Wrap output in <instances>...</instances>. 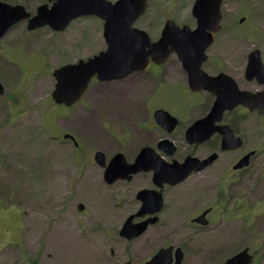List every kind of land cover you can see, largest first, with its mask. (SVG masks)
Instances as JSON below:
<instances>
[{
    "label": "rangeland",
    "instance_id": "374dc122",
    "mask_svg": "<svg viewBox=\"0 0 264 264\" xmlns=\"http://www.w3.org/2000/svg\"><path fill=\"white\" fill-rule=\"evenodd\" d=\"M164 1L151 0L149 14L137 27L155 35L171 18L195 28L194 0ZM14 2L35 12L48 0ZM223 12L225 30L235 38L232 44L221 38L211 48L217 59L210 66H244L252 50L264 54V0H227ZM243 17L246 20L241 24ZM102 33L100 19L85 17L59 34L47 27L29 33L26 24L20 23L0 42V81L5 88L0 95V264H32L34 259L37 264H103L111 250L121 247L105 234V230L113 237L117 234L116 227L108 225L116 215L105 213V198L112 203L115 193L106 194L94 155L100 151L111 154L119 147L107 140L115 136L105 127L121 135L122 128L133 131L143 125L148 117L145 99L149 89L135 85L128 90L116 82L103 86L95 82L81 103L70 109L56 106L51 96L54 70L104 51ZM228 51L235 61L226 62ZM162 93L172 95L171 90ZM158 100L155 105L160 104ZM236 128L245 137V149L221 154L224 166L248 148L260 146L256 143L264 138V118L249 114L236 122ZM65 133L76 137L79 150L59 140ZM120 149L126 152L124 146ZM253 164L254 169L246 172L236 188L243 195L249 191L247 199L252 205L264 198V179L253 177L255 169L261 168L258 173L264 169V154L255 157ZM78 204L84 205L86 213L78 211ZM259 210L260 206H253V211ZM227 217L225 213L222 219ZM217 227L216 235L205 238L202 245H212L218 253L211 257L204 251L190 264L222 261L247 245L264 250V213L251 230L244 220H220ZM148 247L141 241L135 249L145 252Z\"/></svg>",
    "mask_w": 264,
    "mask_h": 264
},
{
    "label": "flooded vegetation",
    "instance_id": "af4514ba",
    "mask_svg": "<svg viewBox=\"0 0 264 264\" xmlns=\"http://www.w3.org/2000/svg\"><path fill=\"white\" fill-rule=\"evenodd\" d=\"M226 2L227 0H223L222 11ZM224 19L223 12L221 29L215 34L214 43L207 49L208 59L201 69L211 77L225 74L233 78L243 91L253 94L263 93L264 83L261 81L264 79L263 70L255 68L248 72L249 66H247L250 53L256 49L248 53L245 65L239 66L241 68L210 66L217 59V56L213 59L211 48L221 38L228 39L229 44H232L235 38L234 33L225 30ZM161 35L162 30L155 35L149 34L151 42L153 44L158 43ZM230 39H232L231 42ZM104 44L106 49L105 41ZM261 54L264 62V54L262 52ZM227 56L228 60L226 62L235 61L234 55L230 54L229 51ZM223 59L224 57L220 56V60ZM160 60L161 57L154 52L150 57V65L147 69L135 71L127 77L115 81L100 83L93 79L85 94V96L88 94L95 82L98 86L116 82L128 90L133 89L135 85H141L149 89V94L145 99L148 117L142 126H137L133 131L122 128L121 135H117L115 132H111L110 128L105 127L109 133L115 136L114 139L110 136L107 140L110 144L119 146L111 154L102 151L105 155V166H100V168L104 189L106 194L115 193L112 196L114 198L112 203L108 202V196L107 199L105 198V213L116 215L115 222L110 221L108 225L113 224L117 230L114 237L108 233V230H105V234L108 239L121 244V247L119 250L117 248L111 250L110 256L103 260V264H148L162 250H164V264H190L200 257L204 251H209L211 255H208L211 257L218 253L215 251V247L212 248V245L209 247L207 244L204 246L202 242L219 230L217 224L220 220L223 222L244 220V225L251 230L255 220L264 213V208L262 209L264 198L252 205V202L247 199L249 191L243 195L242 190L236 189L244 180L246 172L254 169V158L264 154V138L256 143V147L260 145L257 149L248 148L238 155L235 160L231 161L228 166H224L220 157L225 152L232 153L244 148L246 144L245 137L238 132L236 122H242V118L257 112H250L239 107L237 110L228 111L224 114L223 121L220 124L229 125L235 134L243 140V146L238 150L223 151V137L219 133H213L203 142L199 141L201 137L198 136L188 138V129L197 121L210 115L216 97L206 90L193 91L191 89L190 74L182 65L177 54H170L164 63H158ZM216 63L219 64V61H216ZM165 90L166 92L171 90L172 95L170 97L165 95L164 97L162 92ZM89 98L92 99L93 97L89 96ZM157 99H159L160 104L155 105ZM148 104H151L152 107L149 108ZM157 110L166 111L174 116L177 119V126L170 130L168 126L159 125L155 118ZM185 112L188 114L186 117L180 116ZM194 115L195 118H193ZM220 124L214 122L212 127ZM68 135V133H65L62 138L58 136H53V138H60L59 140L64 144L72 143L74 148L79 150L81 144H75L71 139H65V136ZM107 140L105 139V142ZM164 141L173 143L174 147H169L168 144L163 143ZM121 146L126 148V152L120 149ZM146 147L156 151L159 158L167 165L173 163L183 165L189 157L199 159L201 162L213 155H216V158L207 167L192 172L184 180L175 184L170 183L166 178H158L157 170L153 167L119 178L113 183L107 182L105 173L113 157L117 154H123L126 162L133 164ZM172 149L174 153L170 155ZM250 153H254V155L249 159L248 166L235 169L237 163ZM260 169H255L253 177L257 176V180L262 181L264 179V169L258 173L257 171ZM249 179L251 181L252 177H249ZM257 205L261 207V210L253 211V206ZM79 206L80 204L77 205V209L81 212ZM83 208L85 210L84 206ZM84 210L82 211L84 212ZM225 213L228 214V217L222 219ZM125 227L135 232L142 228L144 230L139 236L130 239L121 235ZM132 234L129 233V235ZM200 240L201 243L199 244ZM141 241L144 242V245L145 243L149 244L145 252L135 249ZM249 241L247 240V242ZM213 243L218 244L220 241ZM245 251L244 257L237 264H264V250L261 251L260 248L257 249L254 245L244 246L222 261L206 260L203 264H224L229 259Z\"/></svg>",
    "mask_w": 264,
    "mask_h": 264
},
{
    "label": "water",
    "instance_id": "95a60500",
    "mask_svg": "<svg viewBox=\"0 0 264 264\" xmlns=\"http://www.w3.org/2000/svg\"><path fill=\"white\" fill-rule=\"evenodd\" d=\"M49 2L52 3L51 6L47 4L39 6L36 14L32 16L23 5H11L0 1V40L21 21L28 20L30 31L47 26L53 32L63 33L73 21L95 16L104 22V38L107 43L106 51L93 58L62 66L54 71L56 85L52 98L57 105L72 107L77 104L94 77L99 81L121 79L146 67L149 64V57L154 52L161 57L158 63H164L171 53H177L190 74L191 89L194 91L204 89L216 96L210 115L188 129V138L198 136L201 137L199 141L203 142L217 131L223 136L222 150H236L243 145V140L235 136L233 129L228 125L212 127V124L221 122L226 111H232L240 105L251 111H258L264 116V92L252 94L241 91L231 77L225 74L210 77L201 69L207 61L206 50L214 42V33L221 29L223 0H195L192 15L197 20L196 29L192 30L188 25L180 27L174 20H168L161 39L156 44L151 43L146 31L134 27L135 22L145 14L149 5L148 0H117L114 3L109 0H49ZM248 66V72L261 68L264 75L259 50L249 55ZM261 81L264 83V79ZM2 94L4 87L0 83V95ZM155 118L159 125L168 126L170 130L177 126V119L166 111L158 110ZM72 139L74 140L73 137ZM163 143L174 147L169 141ZM173 153L172 149L170 155ZM252 155L253 153H250L243 157L235 169L248 166ZM215 158L216 155H213L201 162L199 159L189 157L183 165L177 163L167 165L156 151L146 147L133 164L127 163L122 154L113 157L106 169L105 178L108 183H113L119 178L153 167L157 170L158 178H166L175 184L192 172L207 167ZM95 160L100 166H105V155L102 152L95 154ZM79 208L84 209L82 205ZM143 230L144 228L135 232L125 227L121 235L131 239L139 236ZM163 252L164 250L160 251L148 264H164ZM245 253L246 251L229 259L225 264H237Z\"/></svg>",
    "mask_w": 264,
    "mask_h": 264
},
{
    "label": "trees",
    "instance_id": "16d2710c",
    "mask_svg": "<svg viewBox=\"0 0 264 264\" xmlns=\"http://www.w3.org/2000/svg\"><path fill=\"white\" fill-rule=\"evenodd\" d=\"M2 1L9 2V3H15L14 0H2ZM37 261H38V259H34L32 261V264H37Z\"/></svg>",
    "mask_w": 264,
    "mask_h": 264
}]
</instances>
